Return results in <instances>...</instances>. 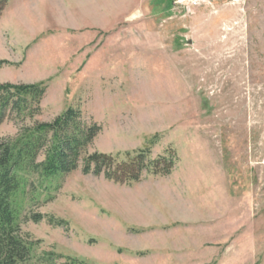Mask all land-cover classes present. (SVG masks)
<instances>
[{"label": "rangeland", "instance_id": "obj_1", "mask_svg": "<svg viewBox=\"0 0 264 264\" xmlns=\"http://www.w3.org/2000/svg\"><path fill=\"white\" fill-rule=\"evenodd\" d=\"M174 1L7 0L0 84L47 91L33 119L8 115L0 142L74 108L102 126L88 154L178 158L131 186L82 161L34 177L20 216L28 264H264V0L190 17Z\"/></svg>", "mask_w": 264, "mask_h": 264}, {"label": "trees", "instance_id": "obj_2", "mask_svg": "<svg viewBox=\"0 0 264 264\" xmlns=\"http://www.w3.org/2000/svg\"><path fill=\"white\" fill-rule=\"evenodd\" d=\"M6 6L7 0H0V18ZM6 63L0 61V68ZM46 91L43 84H0V126L12 112L30 119L39 115ZM82 117L80 110L69 108L51 123H38L17 138L0 142V264H28L32 258L33 242L22 236L20 216L28 188L35 191L34 177L68 176L81 161L85 175L103 174L108 181L126 186L139 183L146 173L164 177L173 172L178 158L172 150L157 157L150 148L123 156L88 154L102 126L87 125ZM31 219L39 222L42 217L33 214ZM65 264L88 263L69 258Z\"/></svg>", "mask_w": 264, "mask_h": 264}, {"label": "built area", "instance_id": "obj_3", "mask_svg": "<svg viewBox=\"0 0 264 264\" xmlns=\"http://www.w3.org/2000/svg\"><path fill=\"white\" fill-rule=\"evenodd\" d=\"M214 1L216 0H175L174 5L182 12L184 17H190L202 6H212ZM237 2V0H234L233 4Z\"/></svg>", "mask_w": 264, "mask_h": 264}, {"label": "bare ground", "instance_id": "obj_4", "mask_svg": "<svg viewBox=\"0 0 264 264\" xmlns=\"http://www.w3.org/2000/svg\"><path fill=\"white\" fill-rule=\"evenodd\" d=\"M139 16L138 15H135L134 18H138Z\"/></svg>", "mask_w": 264, "mask_h": 264}]
</instances>
